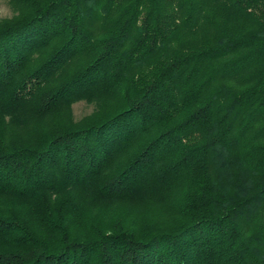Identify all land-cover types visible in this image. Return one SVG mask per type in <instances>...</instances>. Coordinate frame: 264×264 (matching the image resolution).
Masks as SVG:
<instances>
[{
	"label": "trees",
	"instance_id": "obj_1",
	"mask_svg": "<svg viewBox=\"0 0 264 264\" xmlns=\"http://www.w3.org/2000/svg\"><path fill=\"white\" fill-rule=\"evenodd\" d=\"M14 1L0 264H264V0ZM79 101L95 110L74 122ZM115 202L169 222L72 232Z\"/></svg>",
	"mask_w": 264,
	"mask_h": 264
},
{
	"label": "rangeland",
	"instance_id": "obj_2",
	"mask_svg": "<svg viewBox=\"0 0 264 264\" xmlns=\"http://www.w3.org/2000/svg\"><path fill=\"white\" fill-rule=\"evenodd\" d=\"M23 9L16 4L14 0H0V20H7L16 17ZM95 110L94 105L85 101H79L71 106V119L74 122L90 116ZM61 120V116H55L47 119L42 126H51L54 121ZM32 134L33 126L26 125ZM16 135H11L8 140H28L30 133L25 129H20ZM1 207L6 205L0 202ZM84 219L80 230L74 229L73 233H88L93 231L95 226H112L114 224H128L129 227L139 232H154L166 226L169 222L167 218V208L163 204L148 203L136 205L133 203H109L104 205H95L87 203L83 206Z\"/></svg>",
	"mask_w": 264,
	"mask_h": 264
}]
</instances>
